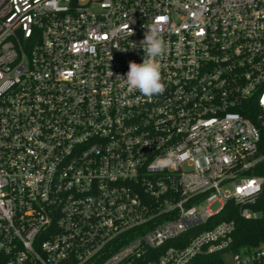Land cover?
Here are the masks:
<instances>
[{"label":"built area","instance_id":"2783aa9c","mask_svg":"<svg viewBox=\"0 0 264 264\" xmlns=\"http://www.w3.org/2000/svg\"><path fill=\"white\" fill-rule=\"evenodd\" d=\"M148 24L150 99L119 77ZM263 166L264 0H0V264H264L222 218Z\"/></svg>","mask_w":264,"mask_h":264},{"label":"clouds","instance_id":"9594fccd","mask_svg":"<svg viewBox=\"0 0 264 264\" xmlns=\"http://www.w3.org/2000/svg\"><path fill=\"white\" fill-rule=\"evenodd\" d=\"M144 39L140 42L144 58L142 63L130 62L126 79L123 76L127 92H139L141 95L152 98L163 93L165 85L162 81V65L160 60L167 52V43L163 39L158 24H148ZM177 153L169 150L164 156L157 157L154 167L169 168L176 165Z\"/></svg>","mask_w":264,"mask_h":264},{"label":"trees","instance_id":"16d2710c","mask_svg":"<svg viewBox=\"0 0 264 264\" xmlns=\"http://www.w3.org/2000/svg\"><path fill=\"white\" fill-rule=\"evenodd\" d=\"M257 173L264 175V166ZM226 208H232V205L228 204ZM254 208L262 213L261 217L256 220L243 219L233 212L232 216H222L223 219L235 220L236 228L233 241L235 248L264 243V189ZM220 262V256L213 254L197 258L192 264H220Z\"/></svg>","mask_w":264,"mask_h":264}]
</instances>
